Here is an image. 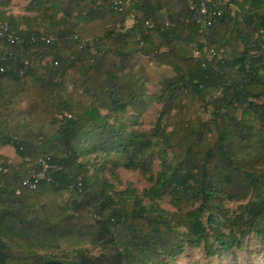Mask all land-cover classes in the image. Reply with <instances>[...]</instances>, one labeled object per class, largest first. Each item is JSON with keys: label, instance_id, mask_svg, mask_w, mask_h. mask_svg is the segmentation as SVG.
I'll return each instance as SVG.
<instances>
[{"label": "trees", "instance_id": "trees-1", "mask_svg": "<svg viewBox=\"0 0 264 264\" xmlns=\"http://www.w3.org/2000/svg\"><path fill=\"white\" fill-rule=\"evenodd\" d=\"M44 1L15 16L0 0V25L26 40L0 35V147L22 161L15 169L0 156V264H175L187 249L215 256L251 235L262 242L264 8L228 0L201 33L189 0H55L50 15ZM205 39L219 58L194 55ZM140 53L175 72L162 93L147 92ZM103 154L116 164L90 175ZM39 156L61 170L21 187L26 159ZM119 169L149 186L118 190ZM67 191L80 198L71 207ZM167 199L174 212L160 205Z\"/></svg>", "mask_w": 264, "mask_h": 264}, {"label": "rangeland", "instance_id": "rangeland-1", "mask_svg": "<svg viewBox=\"0 0 264 264\" xmlns=\"http://www.w3.org/2000/svg\"><path fill=\"white\" fill-rule=\"evenodd\" d=\"M100 3H97L99 5ZM47 15H50L51 13L57 11V7H50L46 9ZM46 14V13H45ZM1 23V22H0ZM132 22H129L128 24L125 23L124 29H119V32L126 33L129 27L131 26ZM50 37H53L50 35ZM152 55H146L144 53H140V60L139 65H142L145 69V73L148 76V82L146 83V89L147 92L150 94L154 93H162L161 89V82L164 79H167L169 77H172L175 75V72L170 67H164V68H156L152 64ZM256 102L260 104H264V97L257 99ZM154 108L156 110V115L158 116V112L160 109V106L158 104H154L152 106V111L154 113ZM153 115V114H149ZM202 116L205 120H210L212 118L211 111L202 113ZM144 128L149 129L150 126L153 124V118L152 121L150 119H144L143 121ZM146 129V130H147ZM91 141V140H90ZM95 143V141H94ZM9 150L6 151V154H9L10 160L9 165L12 166L15 169L20 168L21 166V159L18 157V155L15 152V149L13 146L8 145ZM170 153V152H168ZM61 155V153H59ZM1 156V155H0ZM165 159L171 160L172 156L170 154L165 153ZM96 162L94 164H88V171L91 175L93 171H96L99 166L104 164H109L110 166H113L116 164V159L114 157H108L106 155H97ZM90 162L89 159H84L82 162ZM4 166L2 163H0V168H3ZM155 168L157 171L160 170V163L159 161L155 162ZM119 174V177L121 179V183L119 186H117L118 190H122L123 188L131 187L137 190L139 195L143 192L145 188L149 186V180L148 178L144 177L139 172L135 171H128L125 169H119L117 171ZM101 175V174H100ZM102 175H105L108 179H113L114 177L110 176V173L107 171H103ZM110 176V177H109ZM100 177V176H99ZM115 182V181H114ZM65 198L63 200V204H67L69 207H71V202L74 199H80L79 196L76 194V192L67 191L65 192ZM252 196V195H251ZM252 199V197H251ZM147 201H145L146 204ZM160 205L168 210V211H175V209L170 204L169 200L161 201ZM227 206H229L232 209L239 208L240 204L235 203H227ZM185 222L184 218H180L174 222L175 226H178ZM187 252L185 255L180 258L175 264H264V240L262 242H257L255 238L251 235L247 237L244 242H241L240 246L230 248L228 251L224 252L223 254H217L215 256H210L209 254H205V252L202 249L192 250L187 249Z\"/></svg>", "mask_w": 264, "mask_h": 264}, {"label": "built area", "instance_id": "built-area-1", "mask_svg": "<svg viewBox=\"0 0 264 264\" xmlns=\"http://www.w3.org/2000/svg\"><path fill=\"white\" fill-rule=\"evenodd\" d=\"M227 2L228 0H189L188 7L191 15V20L189 21L202 25V29L200 30L202 33L206 28L213 25L217 15L224 12L227 8ZM231 6L233 5L230 3ZM134 24H137L136 20H134ZM0 35L7 37L12 44L22 45L26 42L25 39L10 34L7 24L0 25ZM209 41V39H205L203 42H193L194 55L205 54L210 58H219L220 55H217L216 51L210 48ZM26 162L29 164L28 176L21 181L20 185L29 189H37L42 182H51L53 175L61 170V167L53 162L50 157L39 156L35 161L27 158Z\"/></svg>", "mask_w": 264, "mask_h": 264}, {"label": "crops", "instance_id": "crops-1", "mask_svg": "<svg viewBox=\"0 0 264 264\" xmlns=\"http://www.w3.org/2000/svg\"><path fill=\"white\" fill-rule=\"evenodd\" d=\"M32 0H12L11 5L9 6V13H11L12 15L15 16H20V15H24L25 14V8L26 6L31 2ZM250 6H255L258 10L264 8V0H249ZM55 4L58 5L57 1L55 2V0H50V2L48 1H44L41 4V8L44 9L46 6H55ZM240 10V7L238 6H233V11L237 12ZM261 13L260 15V23L262 26L261 31H264V10L263 11H259ZM9 150L8 146H1L0 147V155H5L8 157L9 154H6V151Z\"/></svg>", "mask_w": 264, "mask_h": 264}]
</instances>
